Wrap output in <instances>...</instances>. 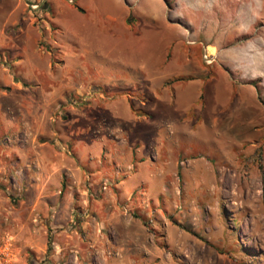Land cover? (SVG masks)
<instances>
[{"label": "crops", "instance_id": "obj_1", "mask_svg": "<svg viewBox=\"0 0 264 264\" xmlns=\"http://www.w3.org/2000/svg\"><path fill=\"white\" fill-rule=\"evenodd\" d=\"M35 1L39 10L22 9L15 30L0 42L12 51L9 73L0 76V233L20 244L29 264H66L67 259L72 264H177L170 251L173 245L183 246V228L156 226L149 232L142 203L156 206L165 221L166 189L183 185L188 165L196 170V149L203 139L211 138L209 145L218 148L221 139L235 137L232 119L218 120V130L201 127L206 90L183 84L185 72L195 70L183 57V45H177L180 28L171 22L172 31L160 34L155 53L141 70L133 71L132 54L127 52L124 59L117 44L105 46L99 59L134 72L126 94L115 96L120 90L113 72L106 84L98 68L95 73L60 68L41 48L53 31L67 32L74 22L82 27L75 15H86L88 6L76 7L70 14L74 22L67 27L58 20V0ZM110 1L104 6L105 0H96L102 13L98 18L109 22L105 29L111 33L136 35L139 23L151 28L159 22L156 16L166 13L168 19L157 0H149L153 5L147 19L140 12L127 16L118 10L117 0ZM33 13L42 17L37 22L41 26H34ZM124 21L132 26L128 32ZM84 32L93 36L91 27ZM88 41L96 44L94 37ZM83 43L81 59L91 55L90 43ZM176 78L181 80L171 82ZM214 90L220 96V85L215 83ZM134 92L143 99L133 98ZM218 105L215 101L214 110ZM158 114L165 117L164 131L150 136L151 148L144 152L141 127L150 126ZM214 116L212 124L217 122ZM104 181L109 188L101 191ZM177 223L183 226V216ZM108 251L113 254L106 255Z\"/></svg>", "mask_w": 264, "mask_h": 264}, {"label": "rangeland", "instance_id": "obj_2", "mask_svg": "<svg viewBox=\"0 0 264 264\" xmlns=\"http://www.w3.org/2000/svg\"><path fill=\"white\" fill-rule=\"evenodd\" d=\"M29 1L39 4L35 0H0L1 43L15 30L17 15L22 9L26 12L25 4ZM58 1L64 10L58 17L63 26L74 22L70 14L76 7L88 6L90 11L81 17L75 15V21L80 20L78 25L82 27L74 22L67 32L53 31L50 42H42L41 48L51 56V62L57 60L60 68L70 67L81 73L85 69L95 73L98 68L106 84L111 83L108 73L113 72L118 76L116 84L120 90L115 96L126 94L125 85H132L135 77L131 70L121 66L111 68L106 60L99 59L105 46L117 44L124 59L127 52L133 55L136 67L133 71L141 70L155 53L160 34L171 32L173 25L180 28L182 39L177 45H183V57L195 70L192 74L185 72L187 77H183V84L206 90L201 127L217 129L218 120L228 117L236 134L233 139H221L218 148L209 145L211 138L203 139L204 145L196 149V170L188 165L187 170L184 168L183 185L180 182L178 187L166 189L168 206H163L168 215L166 220L160 219L162 213L155 211L156 206L143 202L144 224L151 233L156 226L183 228V246L173 245L170 251L172 261L177 264H264V0H157L164 6L168 19L166 13L155 15L159 20L155 22L157 26L141 27L139 23L137 34L129 37L123 32L117 34L105 29L109 22L98 18L102 13L96 0H76L74 5L67 0ZM117 2L118 10H123L125 15L140 12L144 18L152 4L149 0ZM111 4L110 0H105L103 5ZM32 18L34 26L42 25V22L37 25L42 19L39 14L33 13ZM85 27L93 29V36L84 32ZM131 28V24L124 21V32ZM93 37L95 45L88 41ZM84 41L90 43L91 55L81 59ZM209 50L214 61L207 64L203 55H208ZM11 53L5 45H0V76L9 73L6 66L10 65ZM215 83L220 85V96L214 90ZM139 94L133 98L143 99ZM71 100L82 105L74 96ZM215 101L219 105L214 110ZM212 115L217 118L213 124ZM164 120L165 117L158 114L151 119L150 126L141 127L140 148L144 152L151 148L150 136L164 131ZM175 179L180 180L179 176ZM12 187L11 192L18 193L17 188ZM182 216L183 226L177 223ZM4 230L1 228V232ZM4 236L0 233V264H29L20 244ZM65 262L72 264L68 259Z\"/></svg>", "mask_w": 264, "mask_h": 264}, {"label": "built area", "instance_id": "obj_3", "mask_svg": "<svg viewBox=\"0 0 264 264\" xmlns=\"http://www.w3.org/2000/svg\"><path fill=\"white\" fill-rule=\"evenodd\" d=\"M69 3H74V1L75 0H67ZM26 5H27V7H28V9L29 10H31V11H33V10H37V9H39V4H36V3H33V1L32 2H29V4L28 3H26ZM203 58H204V60H205V62L207 63V64H210L211 62H213L214 60H213V58L211 59V60H209L211 57H209V55H203ZM109 181H104L102 184H101V191H106L107 189H108V187H109ZM85 215H89L87 212L85 213ZM89 218L92 220V222H94V223H96V221H95V219L92 217V216H90L89 215ZM150 218V217H149ZM149 223H152V220L151 219H149ZM113 254V252L112 251H108L107 253H106V255H109V256H111ZM114 255H117V253H114Z\"/></svg>", "mask_w": 264, "mask_h": 264}, {"label": "trees", "instance_id": "obj_4", "mask_svg": "<svg viewBox=\"0 0 264 264\" xmlns=\"http://www.w3.org/2000/svg\"><path fill=\"white\" fill-rule=\"evenodd\" d=\"M75 3H73V5H74ZM50 249H51V244H50V241H48V249H47V253H49L50 252Z\"/></svg>", "mask_w": 264, "mask_h": 264}, {"label": "bare ground", "instance_id": "obj_5", "mask_svg": "<svg viewBox=\"0 0 264 264\" xmlns=\"http://www.w3.org/2000/svg\"><path fill=\"white\" fill-rule=\"evenodd\" d=\"M208 55H209V57H211L209 60H211L213 58V56H214L213 53H212V51H210V50H209Z\"/></svg>", "mask_w": 264, "mask_h": 264}]
</instances>
